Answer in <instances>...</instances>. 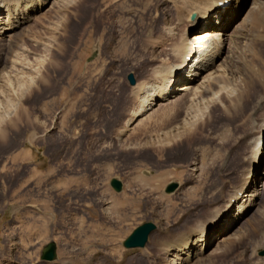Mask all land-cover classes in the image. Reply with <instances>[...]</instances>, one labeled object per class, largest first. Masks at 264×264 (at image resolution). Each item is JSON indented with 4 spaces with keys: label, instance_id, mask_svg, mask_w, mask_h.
Returning <instances> with one entry per match:
<instances>
[{
    "label": "rangeland",
    "instance_id": "1",
    "mask_svg": "<svg viewBox=\"0 0 264 264\" xmlns=\"http://www.w3.org/2000/svg\"><path fill=\"white\" fill-rule=\"evenodd\" d=\"M11 1L0 0V10ZM94 1L48 0L31 19L0 35V264H169L175 253L155 247L156 238L161 234L173 242L207 223L243 185L246 172L238 159L247 151L249 110L260 90L247 101V116L241 108L227 114L219 105L200 104L202 121L194 140L157 147L156 141L183 125L190 102L174 100L163 107L157 98L136 116L141 106L134 87L151 82L163 65L177 67L172 48L185 27L178 26L169 0ZM260 2L240 0L235 17L222 24L226 47L214 70L227 75L236 72L232 61H260L251 25ZM168 22L179 29L173 38ZM203 30L186 28V38ZM71 35L74 47L66 57L64 43ZM202 78L194 84H202ZM41 89L47 104L43 114L37 104ZM235 140L240 145L231 150ZM215 149L222 156L212 162ZM257 171L248 182L259 181L262 193L246 218L221 231L214 221L206 256L188 264H264L258 255L264 249V177L258 180L264 162ZM115 178L124 184L121 193L110 186ZM173 183L177 190L166 194ZM145 223L157 227L146 247L125 249L124 241ZM227 232L232 239L220 243ZM51 242L58 245V258L42 261V250Z\"/></svg>",
    "mask_w": 264,
    "mask_h": 264
},
{
    "label": "bare ground",
    "instance_id": "2",
    "mask_svg": "<svg viewBox=\"0 0 264 264\" xmlns=\"http://www.w3.org/2000/svg\"><path fill=\"white\" fill-rule=\"evenodd\" d=\"M89 1H92L93 3L94 0H89ZM169 1L173 5L176 14V19L179 24L178 26L185 27V29L204 27L205 30L197 34L192 40H188L186 38V32L184 29L183 33L181 34L178 40V43L173 46L172 48L173 51L171 50L173 58L176 61H178V65L176 64L177 69L170 65H163L160 68L154 70L153 73L154 77L151 82L145 81L144 83L140 85L138 84L136 87H134L135 88L134 94L135 96L140 97L139 101L141 106L136 116H141L147 110H150L151 107L154 105V101L157 98L161 99L162 102L161 106L163 107L168 105L167 103L169 104L173 103L174 100H180L179 103L186 100L190 102V106H188L186 109V115L189 117V119L188 117H186L187 119L180 128H177L176 131L174 132H168L167 134H165L164 138L156 141L155 144L157 145V147L167 144L170 145L171 143H176V142L180 143L182 142L181 140L184 141L187 140L190 141L191 143V141L194 140L193 138H195L196 135L198 134V130H199L197 128V125L199 124L198 122L202 121L200 120V118L198 119V116L201 113L198 112L201 111V109H198L200 108L199 106L200 104L203 105L207 104L208 108L211 106V104L214 107L215 105L216 106L219 105V107L220 106L221 108L223 107L224 109L223 111H226L227 114L228 113L231 114L233 111H235L237 114L238 113L237 109L241 108V110L244 112L245 115L248 107V105L246 104L247 101L250 99V97L254 95L253 93L257 89L260 90V93H258L254 105H252L251 109L249 110L250 112L251 111L253 112V116L248 117L250 123L249 126L251 127V129L250 132L245 137L246 138L245 151L246 150L247 151L244 155H242L241 158L238 159L240 160V164L243 163L245 168L243 169L244 172H246L245 179L243 180V185L240 191L235 192V190L233 189L235 194L232 195L230 201L228 202L224 210L220 211L218 214L214 212V214L208 220L207 223H201L197 227L190 229L189 232L185 233L183 236L181 235L177 240L174 239L173 242L169 241L170 242L169 243L167 240L168 238L167 239L164 238V235L161 234L156 238V241L154 242V246L155 247L160 246L161 248L163 247L162 250L165 253H170L171 251L175 253L174 259L169 264H177L179 261L181 262L180 264H188L193 262L194 260L197 261L201 260L206 256V252L208 251L210 244L209 235L212 233V229H210L212 227V223L214 221L217 222L215 226L217 228L214 227V229H216L217 231H221L223 226H225V228H228L229 225H232V227L236 225L237 227L238 220L243 221L244 218H246L247 216L246 214H248L249 210L253 205L252 201H254L256 198H259L260 195L259 191L261 192L262 190V189L260 190V185H258L259 182L258 180L264 177V172L261 173L262 177H259V179L257 180L258 182L254 181L253 183H251L248 181L254 179V176H256L257 175L256 173L258 172L257 169L259 167L261 168L262 163L264 162V115L260 114L261 110L262 109L264 110V49H260V48H259L260 50L258 49V44L264 45V2H260L257 5V7H255L256 15L254 14L255 16L251 23L252 28L254 29V31L252 32H255L254 40H252L253 42L255 41L254 44H256L255 55H259L260 61H258L257 59H256L257 61L253 59L254 61L252 60L245 62L232 61L235 64L234 67H236L235 70L236 72L234 71L232 72V70H229L230 72L226 75L225 73L227 71L224 73L223 70L222 71L217 69L214 70L215 68L214 65H216L217 62L216 60L219 58V56L224 54L223 50L226 47L224 45L225 26H223L222 24L232 20L235 17V13L239 10L240 7V0H236L235 3L231 4V6H228L223 9H219L218 5L220 3L227 2L228 0H169ZM11 2L12 3H8L7 6L3 8V10H0V35H5L7 32L12 30L13 26L17 27L19 23L23 24L22 22H26L27 20L31 19L32 16L36 15L39 11L43 10L44 7H46L48 0H12ZM86 15H87L86 9L82 8L81 16L85 17ZM193 15L197 16L195 20H192ZM87 23L88 20L84 19L82 21L83 25H86ZM166 27L168 32L167 34H169L168 36L172 38L175 37V32L177 28L175 29L173 27V24L170 22L167 23ZM68 29L69 26L65 27L63 31L66 33L68 32ZM47 30H49L50 32V29ZM73 32L76 33L77 29L74 30ZM62 37H64V35ZM73 38L74 35H71L67 39L68 43L67 40L64 43L66 44V46L63 44V46L66 47V52H63L64 56L66 57H71L72 53L70 52V50H73L74 46L71 45L70 40H73ZM190 56H193L194 58L196 57L195 62L191 66L187 62ZM255 58H258V56ZM40 65L42 67V62ZM204 74L206 76H204ZM202 76H203L202 78L203 82L200 81L202 84L196 86L194 83H196L198 79L201 78ZM40 79L44 81V78L41 77ZM183 82L185 83L182 85ZM230 87H233V89L235 88L236 89L235 92H233L232 91L233 89ZM148 88L151 89V91L149 90L146 92ZM176 92H179V94H176ZM37 96L36 97L38 104V113L43 114L44 113L43 110L45 111V107L47 106V104L42 103L44 102L43 89L40 90ZM61 101L63 102L64 100L62 99ZM226 101L228 102V104ZM168 114L169 115H167L168 116L167 118L168 120H171L169 119V117H171V114L170 113ZM245 116H247V114ZM165 123H163V125ZM166 124H168V122ZM241 140H243V138L240 139L239 141ZM239 141L235 140V142L233 143H238V145L233 144V146L230 149L232 150V148L239 147L240 145ZM215 150L217 151L215 153L211 151L214 153V155L210 154L211 152H209V154L214 157L211 160L212 162L213 160H216L215 159L216 157L218 156L220 157L221 155L218 152L219 150L217 149ZM185 157L187 156L185 155ZM259 157L261 158L260 161H259ZM205 158H207L206 153L202 151L200 160L204 161ZM206 161H208V159ZM220 164L221 166L224 167L225 162L221 161ZM235 164L237 165V163ZM211 165H213V163ZM243 165H239V166H243ZM225 177L228 178V176ZM224 182L225 181H223V184ZM236 188H239V186H237ZM249 201L251 204L249 203ZM238 203L240 205H238L239 208H237V216H236L235 215L236 212H234V207ZM232 236L233 235L231 234V232L230 233L227 232V234H224L222 237H220L219 241L220 243L223 242L228 243L232 239ZM230 245H233V243H231ZM261 251H258V255Z\"/></svg>",
    "mask_w": 264,
    "mask_h": 264
},
{
    "label": "water",
    "instance_id": "3",
    "mask_svg": "<svg viewBox=\"0 0 264 264\" xmlns=\"http://www.w3.org/2000/svg\"><path fill=\"white\" fill-rule=\"evenodd\" d=\"M196 16H193V19ZM128 81L131 86L136 85V79L133 74H130L128 76ZM110 186L112 189L117 192L121 193L124 189V184L121 180L119 179H112L110 182ZM178 188V185L173 183L170 184L166 188V194H173ZM157 227L154 223H145L142 226L138 227L130 237H128L124 243L123 247L128 250H134V249H142L145 248L146 245L149 242V238L151 234L156 231ZM57 250H58V245L55 242L49 243L47 246H45L42 250V255H41V260L46 261V262H54L57 260L58 255H57ZM260 257H264V250L259 253Z\"/></svg>",
    "mask_w": 264,
    "mask_h": 264
}]
</instances>
